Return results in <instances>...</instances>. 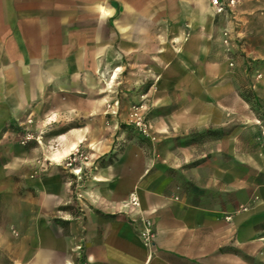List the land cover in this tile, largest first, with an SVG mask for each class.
<instances>
[{"label":"rangeland","instance_id":"rangeland-1","mask_svg":"<svg viewBox=\"0 0 264 264\" xmlns=\"http://www.w3.org/2000/svg\"><path fill=\"white\" fill-rule=\"evenodd\" d=\"M214 23L220 28L210 34L204 55L167 47L165 38H158L162 47L156 65L136 64L132 58L119 65L100 63L105 75L90 63L70 65L62 55L67 63L54 79L46 75L39 96L16 98L18 105L8 113L1 111L8 100L0 96V167L6 172L0 174V264L21 263V238L30 228L27 219L37 215V203L44 200L39 187L45 179L56 174L84 185L86 168L96 170L101 158L127 144L142 148L155 167L172 177L178 194L193 201L202 193L222 206L232 201L235 192L222 189L229 177L236 178L234 213L258 199L247 195L264 186V0H236ZM4 35L0 32V39ZM109 37L116 40V16L110 19ZM80 42H86L83 33H78ZM4 68L0 65V89ZM148 69L153 82L145 77ZM184 122L201 126L172 127ZM73 132L84 136L77 149L65 159L49 160L65 146L58 135ZM75 168L81 170L78 177ZM214 174L216 187H203ZM74 196L69 191L68 205L77 201ZM229 248L259 264L255 247L250 253L229 246L222 251Z\"/></svg>","mask_w":264,"mask_h":264},{"label":"crops","instance_id":"crops-1","mask_svg":"<svg viewBox=\"0 0 264 264\" xmlns=\"http://www.w3.org/2000/svg\"><path fill=\"white\" fill-rule=\"evenodd\" d=\"M114 16L116 40H111ZM220 16L211 0H0V32L5 34L0 39V65L5 66L0 96L8 100L1 111H12L18 97L39 96L46 75L54 79L67 62L75 67L90 63L101 75L106 70L100 63L119 65L126 58L156 65V51L162 47L158 38H165L167 47L204 55L212 43L210 34L220 28L214 23ZM82 19L87 23L78 27ZM78 33L85 35V44L78 43ZM62 55L69 61L61 60ZM150 70L145 77L153 82ZM152 85L146 94L151 95ZM200 126L184 122L172 127ZM83 137L80 132L58 135L65 146L48 159H65ZM55 155L60 158L55 160ZM97 166L84 170V185L56 174L40 185L44 200L37 203V215L27 219L30 228L21 238L20 264H251L230 248L222 251L227 246L245 253L255 247L256 261L264 264V186L252 197L246 194L248 199L258 197L247 210L234 213L235 177L223 182L224 193L235 196L222 206L208 194H198L195 201L179 195L172 177L136 145L116 147ZM0 174L6 175L4 167ZM202 185L216 187L215 174ZM69 191L77 201L59 209L71 203ZM137 213L153 222L151 246L138 232Z\"/></svg>","mask_w":264,"mask_h":264},{"label":"built area","instance_id":"built-area-1","mask_svg":"<svg viewBox=\"0 0 264 264\" xmlns=\"http://www.w3.org/2000/svg\"><path fill=\"white\" fill-rule=\"evenodd\" d=\"M211 4L214 7V11L216 14H222L226 12L227 7L233 9V7L236 4V0H211ZM223 33H224V43L228 44L230 39L229 32L226 29L224 30ZM231 65H233V62H231ZM137 125H141L140 127L144 131L146 130L144 128L146 126L145 124L143 123L141 124V122H137ZM131 201L133 204L137 205L136 196L132 195ZM135 222L138 228V232L142 237L143 241L145 242L146 245L151 246L154 237V227L151 218L142 213H137Z\"/></svg>","mask_w":264,"mask_h":264},{"label":"bare ground","instance_id":"bare-ground-1","mask_svg":"<svg viewBox=\"0 0 264 264\" xmlns=\"http://www.w3.org/2000/svg\"><path fill=\"white\" fill-rule=\"evenodd\" d=\"M70 146H72V145H70ZM67 149V148H66ZM70 149V148H69ZM60 151V150H59ZM68 151V150H67ZM67 151H65V153L63 152V155L65 154V155H67L66 153H67ZM70 153V152H69ZM54 154V153H53ZM58 155V154H57ZM63 155H61V156H63ZM64 155V156H65ZM53 158V157H52ZM60 157L59 156H56L55 155V157H54V159L55 160H57V159H59ZM64 158V157H63ZM58 161V160H57ZM77 170H79V172H77ZM73 171H75L74 173H77V174H79L80 172H81V170L79 169V168H75Z\"/></svg>","mask_w":264,"mask_h":264},{"label":"trees","instance_id":"trees-1","mask_svg":"<svg viewBox=\"0 0 264 264\" xmlns=\"http://www.w3.org/2000/svg\"><path fill=\"white\" fill-rule=\"evenodd\" d=\"M69 208V205H62L59 207V209H62V210H67ZM233 250V249H232ZM233 251H236L237 253H240L238 250L234 249Z\"/></svg>","mask_w":264,"mask_h":264}]
</instances>
